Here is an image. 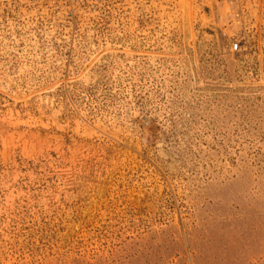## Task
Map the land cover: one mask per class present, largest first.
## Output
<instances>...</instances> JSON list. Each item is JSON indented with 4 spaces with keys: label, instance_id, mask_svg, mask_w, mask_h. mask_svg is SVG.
<instances>
[{
    "label": "rangeland",
    "instance_id": "rangeland-1",
    "mask_svg": "<svg viewBox=\"0 0 264 264\" xmlns=\"http://www.w3.org/2000/svg\"><path fill=\"white\" fill-rule=\"evenodd\" d=\"M0 264H264V0H0Z\"/></svg>",
    "mask_w": 264,
    "mask_h": 264
},
{
    "label": "built area",
    "instance_id": "built-area-1",
    "mask_svg": "<svg viewBox=\"0 0 264 264\" xmlns=\"http://www.w3.org/2000/svg\"><path fill=\"white\" fill-rule=\"evenodd\" d=\"M238 46H239V44L237 43V42H234L233 44H232V50L233 51H236L237 50V48H238Z\"/></svg>",
    "mask_w": 264,
    "mask_h": 264
}]
</instances>
